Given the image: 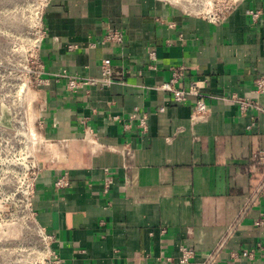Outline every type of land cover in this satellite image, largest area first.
<instances>
[{"label":"crops","instance_id":"crops-1","mask_svg":"<svg viewBox=\"0 0 264 264\" xmlns=\"http://www.w3.org/2000/svg\"><path fill=\"white\" fill-rule=\"evenodd\" d=\"M44 29L39 55L50 82L34 209L63 264H158L181 245L195 249L191 264H264V165L251 163L264 150V94L252 130L232 98L255 97L264 73V0H241L219 23L171 0H49ZM109 29H121V45L102 42ZM106 57L108 87L72 91L67 76L55 77H99ZM178 65L186 66L180 87L203 85L201 119L192 118L196 96L175 102L157 89ZM135 108L148 114L145 131L130 118ZM85 126L103 147L83 139ZM65 172L69 184L56 186ZM250 249L253 258L240 255Z\"/></svg>","mask_w":264,"mask_h":264},{"label":"rangeland","instance_id":"rangeland-1","mask_svg":"<svg viewBox=\"0 0 264 264\" xmlns=\"http://www.w3.org/2000/svg\"><path fill=\"white\" fill-rule=\"evenodd\" d=\"M48 1L0 0V264H50L51 241L25 195L33 154L44 142L38 71ZM171 1L200 15L237 0Z\"/></svg>","mask_w":264,"mask_h":264},{"label":"built area","instance_id":"built-area-1","mask_svg":"<svg viewBox=\"0 0 264 264\" xmlns=\"http://www.w3.org/2000/svg\"><path fill=\"white\" fill-rule=\"evenodd\" d=\"M241 0L234 1L233 3H230L226 6H224L222 9L212 12H206L201 13L200 16L207 17L214 23H219L226 19V17L236 8L238 3ZM254 18L259 17L260 13L258 10H250L249 11ZM42 32V31H41ZM45 34V32H42V37ZM41 37V39H42ZM123 41V33L121 29H109L106 34L103 35L102 42H114L117 45H121ZM168 44H171V41H168ZM95 45V44H94ZM148 54V63L147 66L149 69H155L156 68V61H157V51L154 48H149L147 50ZM186 66L184 65H178V66H172L170 68L171 74L167 81H164L157 85V89L161 91L168 92L172 99L175 102H185L189 99V96L194 95L196 96V101L193 105V112H192V118L193 119H201L203 118L207 113V103L203 98V94L201 93V88L203 85L200 81H192L188 88H182L179 86V83L181 79L184 76ZM39 75V86L42 90L45 85H48L50 82V77L46 76L45 72V65L42 62L40 64V69L38 71ZM113 68H112V61L110 58L106 57L102 60L101 64V75L99 77H82V76H76V75H69L66 70H64L61 73H58L55 77L59 78L60 76H67L68 77V83L67 87L72 91H77L79 88L84 87H91V86H98L100 88L108 87L113 82ZM255 85L253 88V93L255 97H245V96H239V95H233L232 98L235 100L240 108V111L242 115L249 116L250 122L247 125V129L252 130L257 125V117L256 114L252 112V110H261V107L258 102V97H260L262 94H264V73L258 75L255 78ZM43 103V102H42ZM40 105V115H39V122L38 127L41 131L43 127V117H42V106ZM164 108H161L163 110ZM131 119L139 118L140 122L139 125L142 128V131H145L147 129V120H148V114L146 112H141L140 109L135 108L134 111L130 114ZM113 119L117 120L120 119L118 115H114ZM129 127V125H126ZM39 131V132H40ZM41 133V132H40ZM83 139H86L88 141H91L93 144L97 145L98 147H103L104 144H102L99 141V137L97 136V133L94 132V130L88 126H85L84 129V137ZM44 142H41V145ZM41 145L39 148H41ZM38 149L35 150V153L33 154V158L30 165L31 170V177L29 179V182L26 187L25 195L27 199L28 206L30 210L32 211V214L36 216V211L34 209V198L36 195V183L37 179L40 175L41 168L39 167L37 163V152ZM251 163L255 166H261L264 165V150H257L253 153L251 157ZM67 172L61 177H59L55 185L58 187H63L69 184V181L67 179ZM114 182L113 176L108 172L104 190L108 192L109 188L112 186ZM258 224L263 225L264 220L258 221ZM44 229V228H43ZM45 230V229H44ZM47 233V231L45 230ZM162 233L167 232L166 227L161 228ZM48 238L51 241V245H49V257H50V264H63L64 261L62 257L57 253L56 250L52 247V243L55 240V236L47 233ZM261 249V245H258ZM195 249L192 247H188L185 245L180 246V255L178 257L173 256H167L162 255L158 257V264H170L172 262L178 261L180 264H191V260L195 257ZM244 257L253 258L255 255L254 249L250 250H243L240 254Z\"/></svg>","mask_w":264,"mask_h":264},{"label":"bare ground","instance_id":"bare-ground-1","mask_svg":"<svg viewBox=\"0 0 264 264\" xmlns=\"http://www.w3.org/2000/svg\"><path fill=\"white\" fill-rule=\"evenodd\" d=\"M35 131H36V133H38L37 132V130L36 129H34V132L33 133H35ZM33 133H32V135H33ZM40 133V132H39ZM35 135V134H34ZM40 134H38V135H36V136H39ZM44 138V137H43ZM45 141V140H44ZM46 142V141H45ZM51 145V144H50Z\"/></svg>","mask_w":264,"mask_h":264}]
</instances>
